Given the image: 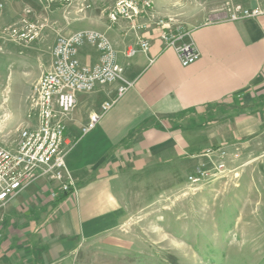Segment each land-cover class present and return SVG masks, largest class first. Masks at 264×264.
I'll list each match as a JSON object with an SVG mask.
<instances>
[{
  "label": "crops",
  "instance_id": "0c3cea01",
  "mask_svg": "<svg viewBox=\"0 0 264 264\" xmlns=\"http://www.w3.org/2000/svg\"><path fill=\"white\" fill-rule=\"evenodd\" d=\"M148 1L155 18L168 16L170 8L163 3L169 0ZM238 2L251 8L264 5ZM0 4V26L16 21L23 8L31 14L40 7L34 0ZM111 6L84 9L74 20L70 11L62 22L54 8L41 7L46 19L41 39L85 29L104 33L131 86L87 134L82 128L89 117L115 98L121 82L76 95V106L64 122L63 145L74 191L60 199L58 184L39 178L0 207V264H84L83 257L96 253L89 248L111 240L130 214L129 195L141 182L150 183L155 172L186 164L192 174L207 163L203 152L208 148L236 152V162L264 157V15L230 20L220 9L213 20L184 29L200 58L183 67L174 49L159 39L154 20L141 30L125 20L111 23ZM146 21L141 16L134 23ZM140 38L148 50L127 57L125 52ZM99 57L89 45L77 52L88 66ZM50 63L44 62L31 87ZM25 123L36 125L34 118Z\"/></svg>",
  "mask_w": 264,
  "mask_h": 264
},
{
  "label": "rangeland",
  "instance_id": "374dc122",
  "mask_svg": "<svg viewBox=\"0 0 264 264\" xmlns=\"http://www.w3.org/2000/svg\"><path fill=\"white\" fill-rule=\"evenodd\" d=\"M115 1L70 0L56 4L34 0L40 5L38 9L25 14L23 6L16 21L2 26L17 24L24 16L46 23L43 4L44 9L54 8L56 19L62 22L70 11L73 20L79 16L82 5L102 10ZM169 1L163 3L170 8L164 20L191 29L213 20L226 0ZM59 35L65 34L0 47V145L17 147L29 120V97L34 86L30 81L46 60L51 61L50 49ZM204 166H210L208 161ZM228 167L232 172L227 177L204 182L198 190L188 185L187 175L192 169L186 164L180 168L169 165L167 171L155 172L150 183L141 182L136 193L129 195L133 198L130 214L112 232L111 240L89 248L96 253L83 257L82 262L168 264L166 257L172 255L178 264H264V157L235 161Z\"/></svg>",
  "mask_w": 264,
  "mask_h": 264
},
{
  "label": "built area",
  "instance_id": "2783aa9c",
  "mask_svg": "<svg viewBox=\"0 0 264 264\" xmlns=\"http://www.w3.org/2000/svg\"><path fill=\"white\" fill-rule=\"evenodd\" d=\"M19 0H3L13 2ZM48 3H68L70 0H45ZM239 0H226L222 6L230 20L264 15V5L245 7ZM264 2V0H255ZM2 4H0V8ZM89 5H82V10ZM29 14L28 9L24 10ZM146 17L144 23H134L139 17ZM111 23L119 20L131 22L134 30L147 29L153 21L160 29L159 39L166 47L174 49L180 64L189 66L199 60L200 54L194 44L186 40L189 33L181 27H172L171 22L155 18L152 3L148 0H116L107 10ZM44 28V23L31 21L27 16L14 25L0 27V47L5 43L30 44L36 41ZM89 45L99 53V61L88 66L77 58L78 49ZM148 43L140 38L136 47L125 52L132 57L138 51L146 52ZM51 63L32 87L29 97L28 119L34 118L36 125L26 126L15 149L0 145V207L9 199L39 178H46L58 184L60 193L74 191V181L65 164L66 151L65 119L76 106L78 93H90L97 87L121 82L115 98L101 105L100 113H93L82 133L92 131L101 115L106 113L128 90L131 83L123 78V69L117 62V54L108 37L95 30L85 29L69 35H59L50 49ZM152 62V60H150ZM209 167L198 166L194 173L187 176L190 188L198 190L204 182L216 181L227 177L232 171L229 163L238 158L236 152L229 153L226 148H208L203 152ZM52 198L57 193L51 194Z\"/></svg>",
  "mask_w": 264,
  "mask_h": 264
},
{
  "label": "trees",
  "instance_id": "16d2710c",
  "mask_svg": "<svg viewBox=\"0 0 264 264\" xmlns=\"http://www.w3.org/2000/svg\"><path fill=\"white\" fill-rule=\"evenodd\" d=\"M66 194L67 193H62L61 195H60V199L61 198H64L65 196H66ZM166 259L168 260V264H178V261H177V259L174 257V256H172V255H168L167 257H166Z\"/></svg>",
  "mask_w": 264,
  "mask_h": 264
}]
</instances>
